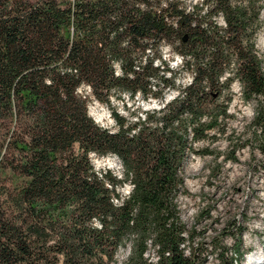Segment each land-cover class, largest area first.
Masks as SVG:
<instances>
[{
    "label": "trees",
    "instance_id": "obj_1",
    "mask_svg": "<svg viewBox=\"0 0 264 264\" xmlns=\"http://www.w3.org/2000/svg\"><path fill=\"white\" fill-rule=\"evenodd\" d=\"M263 7L0 0V264H111L122 246L123 264H198L177 204L185 161L202 151L197 142L224 131L235 78L264 128V56L254 42ZM162 45L181 55L187 83L176 84ZM166 88L176 95L134 119L110 103L119 92L162 99ZM92 98L110 106L113 128L88 113ZM112 154L119 176L93 162ZM218 264L238 256L221 251Z\"/></svg>",
    "mask_w": 264,
    "mask_h": 264
},
{
    "label": "rangeland",
    "instance_id": "obj_2",
    "mask_svg": "<svg viewBox=\"0 0 264 264\" xmlns=\"http://www.w3.org/2000/svg\"><path fill=\"white\" fill-rule=\"evenodd\" d=\"M186 2L191 6L200 0ZM215 19L222 24V16ZM260 20L262 24L254 42L256 52L264 56V7ZM151 54L146 49V55ZM161 56L176 70V84H185L191 79L190 73L180 66V54L162 45ZM230 84V116L222 127L224 131L197 142L202 151L185 161V188L177 199L179 215L191 232L186 246L193 245L201 252L198 264H218L221 251L227 257L238 256V264H250L249 257L253 254L258 259L255 264H264V128L255 123V102L242 99L240 82L235 78ZM81 89L82 93L90 91L85 86ZM224 91L223 97L229 94ZM176 93L175 88H166L162 99L144 100L138 92L132 97L119 92L111 97L110 103L116 111L134 119L144 110L162 108ZM89 103L93 105L90 109L88 106L91 117L101 126L113 128L110 106L99 101L96 105L91 100ZM93 162L97 168H110L118 176L122 173L123 165L116 156L94 157ZM130 188L126 182L118 191L126 194ZM238 245L239 254L235 251ZM128 253L129 247L122 246L111 264H123ZM154 253L150 246L144 255L153 262L157 259ZM185 253H189L188 249Z\"/></svg>",
    "mask_w": 264,
    "mask_h": 264
},
{
    "label": "bare ground",
    "instance_id": "obj_3",
    "mask_svg": "<svg viewBox=\"0 0 264 264\" xmlns=\"http://www.w3.org/2000/svg\"><path fill=\"white\" fill-rule=\"evenodd\" d=\"M119 68V67H118ZM119 70V69H118ZM81 89V88H80ZM88 89H89V87H88ZM90 90V89H89ZM169 98V97H168ZM99 115V117H102V114H98ZM110 156H115L114 154H112V155H110ZM95 157V156H94ZM249 263L250 264H255V263H258L257 262V257H256V255L255 254H253V255H251L250 257H249Z\"/></svg>",
    "mask_w": 264,
    "mask_h": 264
},
{
    "label": "built area",
    "instance_id": "obj_4",
    "mask_svg": "<svg viewBox=\"0 0 264 264\" xmlns=\"http://www.w3.org/2000/svg\"><path fill=\"white\" fill-rule=\"evenodd\" d=\"M80 90L82 91V89H80ZM91 102H92L93 104H95V105H96V103H97V101H96L95 99H91ZM163 104H164V103H163ZM88 106H89V109H90V107L93 106V105L89 103Z\"/></svg>",
    "mask_w": 264,
    "mask_h": 264
}]
</instances>
